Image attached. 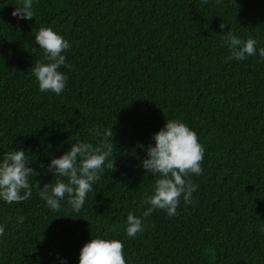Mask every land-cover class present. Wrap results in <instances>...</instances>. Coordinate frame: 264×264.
Listing matches in <instances>:
<instances>
[{
	"label": "trees",
	"instance_id": "1",
	"mask_svg": "<svg viewBox=\"0 0 264 264\" xmlns=\"http://www.w3.org/2000/svg\"><path fill=\"white\" fill-rule=\"evenodd\" d=\"M19 7L0 0V160L26 151L43 188L62 179L47 172L52 158L77 141L99 146L90 130L112 128L116 162L79 213L67 198L51 210L35 187L21 203L0 200V264H79L91 238L122 241L126 264H264V58L229 60L222 39L251 37L258 53L264 0H33L32 20L13 17ZM42 26L71 44L59 95L32 72ZM172 119L205 149L194 202L181 197L171 217L154 210L130 238L127 215L142 216L155 184L146 149Z\"/></svg>",
	"mask_w": 264,
	"mask_h": 264
},
{
	"label": "clouds",
	"instance_id": "2",
	"mask_svg": "<svg viewBox=\"0 0 264 264\" xmlns=\"http://www.w3.org/2000/svg\"><path fill=\"white\" fill-rule=\"evenodd\" d=\"M202 2L206 4L207 0ZM32 4L33 0H22V7L16 8L12 16L32 20ZM224 27L221 24V29ZM222 39L231 52L229 60L241 61L257 54L264 58V47H260L257 53L256 39L249 37L244 40L232 31L223 34ZM35 43L44 53V59L32 67L39 90L59 95L64 91L68 79L59 69L62 66L71 67L66 64V56L62 53L69 50L71 44L52 27L43 26L36 31ZM90 134L103 137L99 146L79 141L71 143L68 151L59 158H52L47 166V172L62 179H57L54 184H45L43 188H40V181L33 179L40 173L29 166L31 163L26 151L13 149L4 154L0 160V200L8 204L21 203L31 197L35 187L51 210L58 212L60 201L67 198L72 210L79 213L87 194L92 191L93 183L100 180L106 162L108 169L115 170L116 160L108 161L114 151V143L110 140L114 135L112 128L93 129ZM153 139L155 145H148L147 159L141 166L155 177V184L151 195L147 192L143 195V204L148 207L142 216H136L133 212L127 215L126 234L130 238L144 231V219L154 210H163L171 217L176 214L181 197L185 204H192V194L197 191L198 185L190 177L203 172L205 149L199 143L197 133L186 123L168 120L153 135ZM24 220V216H19L17 223ZM4 234L5 226L0 225V236ZM61 264H67L66 260H61ZM79 264H126L124 244L118 239L91 238L80 250Z\"/></svg>",
	"mask_w": 264,
	"mask_h": 264
}]
</instances>
